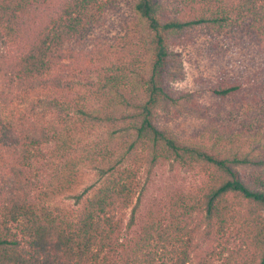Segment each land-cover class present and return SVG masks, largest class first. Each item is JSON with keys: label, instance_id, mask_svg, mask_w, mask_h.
Masks as SVG:
<instances>
[{"label": "trees", "instance_id": "16d2710c", "mask_svg": "<svg viewBox=\"0 0 264 264\" xmlns=\"http://www.w3.org/2000/svg\"><path fill=\"white\" fill-rule=\"evenodd\" d=\"M189 1L199 4V14L170 11L167 0L136 1L151 57L142 67L99 73L92 93L100 101L88 107L66 82L67 61L77 58L67 45L98 20L106 1L61 0L50 13V0H0V264H264V103L237 81L212 88L214 110L201 104L176 86L181 61L175 51L193 28H234L264 61V0ZM35 93L51 96L57 120L19 112ZM71 110L82 129L106 126L124 148L123 160L107 148L87 155L101 161L100 184L76 218L43 203L50 191L34 195L43 146L63 140L70 147L72 118L65 115ZM184 110L206 119L207 139L186 141L158 124ZM9 150L15 165L6 178L1 171ZM127 158L135 165L125 164ZM144 160L198 167L204 178L196 191L174 196L162 215L150 214L137 226L138 162ZM76 168L68 163L55 192L75 187ZM126 229L133 230L129 237Z\"/></svg>", "mask_w": 264, "mask_h": 264}, {"label": "rangeland", "instance_id": "374dc122", "mask_svg": "<svg viewBox=\"0 0 264 264\" xmlns=\"http://www.w3.org/2000/svg\"><path fill=\"white\" fill-rule=\"evenodd\" d=\"M50 1L48 11L51 13L61 0ZM105 1V10L100 13L98 20L67 45L77 58L67 61L70 64L64 71L66 82L69 81L74 87L71 95L81 97V101L86 102L88 107L97 106L100 101L92 93L99 73L108 67L129 71L135 64L138 67L144 66L151 57L146 21L135 10L137 0ZM167 1L170 11L182 15L192 11L195 14L201 12L199 4H192L189 0ZM175 51L181 61V78L176 86L195 93L201 104L214 110L217 99L211 95L212 88L237 81L243 82L249 96L254 97L257 94L260 103H264V91L258 92L255 88L260 80L258 74L264 70L262 55L244 41L238 40L237 29L220 32L204 26L193 28L175 47ZM262 75L264 79V71ZM254 78L257 82H253ZM50 98V95L35 93L33 101L20 107L19 112H24L31 120L46 117V120L53 122L58 119L59 110L51 106ZM195 107L200 109L198 104ZM171 115L160 119L158 124L168 127L186 141L196 142L208 138L201 131L207 121L199 112L184 110L177 117ZM65 116L72 118L70 122L74 137L71 136L72 140L67 137V145L70 147H62L63 140L52 141L43 146L44 153L35 163L37 187L34 195L41 191H50V196L42 199L43 203L76 218L82 212L87 197L100 184L97 167H101V161H91L87 155L90 157L107 148L115 157L123 160L121 153L124 148L122 139L110 128L87 124L82 129L77 122L78 116L72 110ZM202 134L206 137L201 136ZM12 153L11 150L8 151V160L3 163L1 171L6 178L10 177L8 168L15 165ZM127 159L125 164L133 162L132 158ZM70 162L77 164L79 182L70 191L55 192L54 189L66 173ZM138 163H141L142 168L138 176L139 197L134 205V221L137 226L150 214L162 215L174 196L196 191L204 178V172L200 168L184 166L176 161L159 162L155 165L146 160ZM132 209L128 211L127 220L133 216ZM132 231L126 229L125 233L129 237Z\"/></svg>", "mask_w": 264, "mask_h": 264}]
</instances>
